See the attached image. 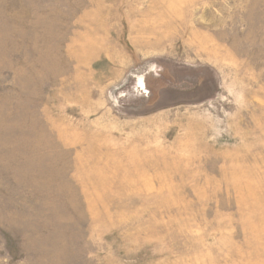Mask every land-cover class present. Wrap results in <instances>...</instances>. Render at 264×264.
Returning <instances> with one entry per match:
<instances>
[{
    "label": "rangeland",
    "instance_id": "374dc122",
    "mask_svg": "<svg viewBox=\"0 0 264 264\" xmlns=\"http://www.w3.org/2000/svg\"><path fill=\"white\" fill-rule=\"evenodd\" d=\"M0 264H264V0H0Z\"/></svg>",
    "mask_w": 264,
    "mask_h": 264
}]
</instances>
